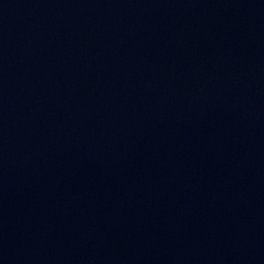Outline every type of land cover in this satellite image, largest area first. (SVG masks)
I'll use <instances>...</instances> for the list:
<instances>
[{"label": "water", "instance_id": "water-1", "mask_svg": "<svg viewBox=\"0 0 264 264\" xmlns=\"http://www.w3.org/2000/svg\"><path fill=\"white\" fill-rule=\"evenodd\" d=\"M0 264H264V0H0Z\"/></svg>", "mask_w": 264, "mask_h": 264}]
</instances>
